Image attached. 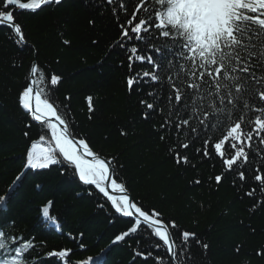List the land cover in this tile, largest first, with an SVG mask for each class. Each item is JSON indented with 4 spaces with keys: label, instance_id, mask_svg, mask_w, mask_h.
Instances as JSON below:
<instances>
[{
    "label": "trees",
    "instance_id": "obj_1",
    "mask_svg": "<svg viewBox=\"0 0 264 264\" xmlns=\"http://www.w3.org/2000/svg\"><path fill=\"white\" fill-rule=\"evenodd\" d=\"M138 2L124 0L127 13L119 3L102 8L94 0H63L59 6L45 5L35 13L15 6L8 9L15 13L27 43L17 46L9 38L7 27L0 26V184L7 186L24 170L27 148L39 135H47L46 128L31 123L17 101L18 93L28 85L30 66L36 63L40 71L35 79L44 98L58 107L75 137L86 138L93 151L121 166L117 182L125 184L133 201L145 209L158 210L166 222L174 220L178 227L171 233L177 245L181 244L183 231L195 233L182 264H264V255L255 254L264 249V205L249 211L257 200H264L260 185L253 178L257 166L264 170V162L256 154L257 148L264 153V145L254 142L249 150L252 164L241 168L238 163L234 165L236 172L229 173L214 149L211 156L203 155L204 141L218 142L226 133L227 122L225 127L209 129L195 139L187 128L177 133L174 127H160L169 118V73L162 67L156 72L160 82L151 83L145 77L144 81L149 82L134 84L131 91L127 86L129 76H142L144 71L152 70V65L139 61H133L130 70L128 49L135 45L143 49L138 54L147 55L148 47L135 41L134 34L132 40H120V25L128 27L127 19ZM145 6L149 12L141 10L134 23L162 10L155 0H147ZM113 7L117 9L115 15ZM152 36L150 43L160 47L164 38L156 40V31ZM64 40L70 43L65 45ZM120 42L125 47H120ZM160 59L166 63L168 53L163 52ZM176 67L179 70V63ZM53 74L61 77L56 86L50 84ZM149 91L161 96V101L156 103L148 96ZM88 97H92V112L88 110ZM141 100L154 103L163 111L153 112L145 120L142 114L151 110ZM28 124L31 128L26 127ZM25 132L29 135L25 136ZM161 136L165 138L162 140ZM183 143H188V148L181 147ZM176 153L187 156L189 163L177 165ZM231 154L229 150L226 156ZM239 171L245 172L246 179L241 182L236 178L234 184ZM39 172L42 174L25 178L15 207L0 210L12 217L9 223L15 224L18 239L35 243L33 264H75L78 259L102 253L106 264H157V257L161 264H171L165 246L150 235L151 230L145 225L141 224L137 233L123 241L111 243L134 221L116 214L94 186H84L78 178L62 175L59 166ZM216 175L223 176L219 184L215 182ZM196 180L200 183L196 184ZM37 184L40 189L35 188ZM252 188H256L255 194L245 195ZM89 191L93 194L89 195ZM48 201L52 202L50 216L55 217V224L42 216L41 209ZM204 244L208 245L206 250ZM60 250L71 251L63 259L46 258L48 252ZM136 252L152 255L145 260Z\"/></svg>",
    "mask_w": 264,
    "mask_h": 264
},
{
    "label": "snow or ice",
    "instance_id": "obj_2",
    "mask_svg": "<svg viewBox=\"0 0 264 264\" xmlns=\"http://www.w3.org/2000/svg\"><path fill=\"white\" fill-rule=\"evenodd\" d=\"M62 2L63 0H0V26L7 27L9 38L17 46H25L27 42L22 26L16 22L15 13L8 9L15 6L20 10L35 13L42 9V6H59ZM146 2L147 0H139L136 3L131 18L127 19L128 27L120 25L123 29L121 41L125 38L132 40L134 34L135 41L148 47L147 55L138 54L143 49L135 45L128 49L131 53L128 56L129 69L131 70L133 61L152 65V70L144 71L142 76L137 73L127 78L129 91L134 84L144 81L145 77L150 78L151 83L160 82L161 78L156 72L163 67L164 71L169 73L167 84L170 85V91L166 99L169 118L165 119L160 127H174L177 133L187 128L195 139L209 129L215 131L225 127L227 122L226 133L218 142L211 144L209 140L204 141V157L211 156V150L214 149L215 155L221 158L225 171L229 173L236 172L234 165L238 163L241 168L251 165L253 161L249 158V150L253 149L254 142L264 145V0H155L163 10L155 11L154 15L149 13L147 18H140L134 23L141 10L149 12L145 6ZM94 3H99L102 8L105 4L119 3L120 9L127 13L124 0H94ZM116 11L113 7V15ZM153 31L157 32L156 40L164 38L160 47L150 43ZM169 40L171 44L168 43ZM63 43L67 45L70 42L64 40ZM120 47H125V44L120 42ZM165 51L169 59L162 63L160 57ZM39 71L35 63L30 66V76L33 78L18 93L17 101L18 106L30 115L32 121L47 129V135H39L27 148L24 170L7 186L0 184V207L16 206L28 175H39L42 174L39 170H50L52 166H59L62 175L72 180L78 178L84 186H94L98 193L110 202L116 214L134 218V225L116 235L112 244L137 233L143 224L151 230L150 235L163 242L171 264H182L189 241L195 238V233L183 231L181 244L177 245L171 233L172 229L178 227L176 222H166L158 210L145 209L130 198L125 184L117 182L121 166H116L113 159L101 158L93 151L86 138L75 137L70 131L69 121L60 114L58 107L44 98L42 90L37 87L39 82L34 78ZM43 78L44 74L41 72L40 82ZM60 82V76H50L52 86ZM148 96L153 97L156 103L162 99L154 91H149ZM87 99L88 110L92 112V97ZM140 103L146 104V108L151 110L142 114L145 120L149 119L153 112L163 111L162 108L157 109L154 103L145 100ZM173 117L174 120L171 119ZM31 126L26 125L28 128ZM24 135L28 136L29 133L25 132ZM160 138L163 140L165 137ZM188 146V143L181 145L185 149ZM229 150L232 154L226 156ZM196 151L199 152L200 149L197 148ZM256 154L260 157V162H264V153H261L259 148L256 149ZM175 162L177 165L188 164L189 159L176 153ZM236 178L241 182L245 181V172L236 173L234 184ZM253 178L260 185V192L264 194V170L257 166ZM222 179V175L215 176L217 184ZM195 183L199 184L200 181L196 180ZM35 188L40 189L41 185L37 184ZM255 192L256 188H252L245 195L251 197ZM92 194L89 191V195ZM51 204L52 202L48 201L41 211L45 219L55 224V217L50 216ZM261 205H264V200H257L249 211H255ZM97 206L104 207L103 204ZM10 220L11 216L0 213V251L5 253L3 259H0V264H33L35 243L30 239H18L15 224L9 223ZM196 242L200 243L198 239ZM9 245H12L10 255ZM80 247L83 248L84 245L81 244ZM202 247L206 250L208 245L204 244ZM70 251L48 252L46 258L63 259L69 256ZM235 251L239 252V246ZM255 254L264 255V249ZM136 255L143 256L146 260L152 254L149 252L145 256L136 252ZM156 259L157 264H161L160 257ZM75 264H106L105 254L97 257L87 256L76 260Z\"/></svg>",
    "mask_w": 264,
    "mask_h": 264
},
{
    "label": "water",
    "instance_id": "obj_3",
    "mask_svg": "<svg viewBox=\"0 0 264 264\" xmlns=\"http://www.w3.org/2000/svg\"><path fill=\"white\" fill-rule=\"evenodd\" d=\"M33 77H31L30 76V78H29V81H30V79H32ZM35 78V77H34ZM34 124H38L37 122H35V121H32ZM128 193V192H127ZM129 195H130V193H128ZM116 195H118V193H116ZM130 198L132 199V197H131V195H130ZM133 200V199H132Z\"/></svg>",
    "mask_w": 264,
    "mask_h": 264
}]
</instances>
